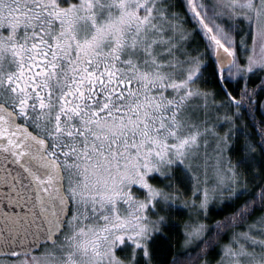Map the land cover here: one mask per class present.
<instances>
[{"label":"snow or ice","instance_id":"obj_1","mask_svg":"<svg viewBox=\"0 0 264 264\" xmlns=\"http://www.w3.org/2000/svg\"><path fill=\"white\" fill-rule=\"evenodd\" d=\"M211 252L264 264V0H0V264Z\"/></svg>","mask_w":264,"mask_h":264},{"label":"trees","instance_id":"obj_2","mask_svg":"<svg viewBox=\"0 0 264 264\" xmlns=\"http://www.w3.org/2000/svg\"><path fill=\"white\" fill-rule=\"evenodd\" d=\"M210 87H214L213 84H211L210 82ZM249 187H252V185H249ZM257 215H259V213H257ZM216 219H218L219 217H215ZM179 242H180V234L179 231H174L172 233H168V239L167 240H160L158 241V247H160L161 251L159 253V259L164 260L168 258V252H169V248L171 246L172 250L174 251H179ZM211 256L215 257L216 253L215 252H211L208 256V258Z\"/></svg>","mask_w":264,"mask_h":264},{"label":"rangeland","instance_id":"obj_3","mask_svg":"<svg viewBox=\"0 0 264 264\" xmlns=\"http://www.w3.org/2000/svg\"><path fill=\"white\" fill-rule=\"evenodd\" d=\"M216 258H217L216 256L215 257L211 256V258L209 257L208 260L211 262V264H214Z\"/></svg>","mask_w":264,"mask_h":264}]
</instances>
